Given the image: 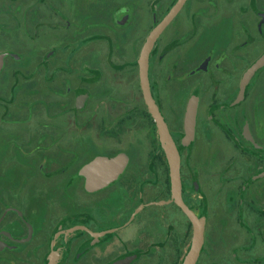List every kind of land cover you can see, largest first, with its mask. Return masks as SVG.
I'll use <instances>...</instances> for the list:
<instances>
[{
    "label": "flooded vegetation",
    "instance_id": "af4514ba",
    "mask_svg": "<svg viewBox=\"0 0 264 264\" xmlns=\"http://www.w3.org/2000/svg\"><path fill=\"white\" fill-rule=\"evenodd\" d=\"M177 1H154L150 31ZM120 2L123 8L112 15L117 30L109 27V19L84 18L73 34L83 35L82 41L72 52L45 50L40 65L31 56L26 68L12 69L15 79L26 73L20 77L26 82L17 79L7 91L1 84L8 56L4 52L0 137L11 142L9 154L17 163L0 169V264H51V256L56 257L55 264H183L191 248L192 223L171 194L161 195L162 181L167 186L170 172L160 140L149 150V162L138 166L118 142L115 134L120 131L109 130V118H102L110 115L114 99L122 104L113 94L115 77L138 69L140 83L138 47L150 33L146 30V36L139 34L132 41L124 32L119 37V31L133 23V4ZM98 13L104 17L105 11ZM106 32L117 33L115 43L107 41ZM97 36L103 37L105 51L93 46ZM129 42L130 50H122ZM263 58L264 0H187L150 54L152 94L181 155L183 201L205 223L196 264H264V144L257 141L250 123H240L242 107L264 91V65L258 68ZM21 91L27 97L20 98L14 110ZM193 96L198 98L195 136L185 144L184 117ZM142 101L143 109L132 115L153 123ZM18 116L20 122L12 121ZM125 119L121 117L117 127H125ZM171 121L176 123L173 128ZM247 125L258 147L245 137ZM87 126L89 130L84 129ZM19 127L26 130L17 134ZM154 127L157 131L155 122ZM178 134H183L181 142ZM245 143L259 156L248 152ZM183 146L194 158L217 152L223 159L218 181L224 184L237 183L245 174L238 195L189 198L188 185L198 191L204 173L190 158L185 162ZM121 154L128 158L123 172L105 187L87 190L82 168L97 157ZM247 160L255 161L259 169L253 171ZM52 182L57 188L53 194L35 198V187ZM27 187L32 198H22L21 191L17 198L18 189ZM217 215L218 244L210 242L212 250L207 252L209 217Z\"/></svg>",
    "mask_w": 264,
    "mask_h": 264
},
{
    "label": "rangeland",
    "instance_id": "374dc122",
    "mask_svg": "<svg viewBox=\"0 0 264 264\" xmlns=\"http://www.w3.org/2000/svg\"><path fill=\"white\" fill-rule=\"evenodd\" d=\"M120 1H130L133 4L131 12L133 23L124 30H120L119 37L123 38L124 34L122 33L124 32L129 35L128 39L132 41L137 39V35H144L146 30V33H148L155 23L153 22L152 17H150V7L154 4L155 0H146V7L143 0H0V53H8L5 67L1 73L2 89L5 88L6 91L9 90L10 85L16 83L17 79L20 81V84L26 82L24 79L20 80V77L23 75L27 77L26 73L20 74L18 78L16 77L17 79H15L12 75V69L26 68L29 65L28 61L31 56L35 57L40 65L42 54L45 50L55 49L58 50V52L66 53L71 50L72 52L79 39L81 40L83 37V35H81L76 38L73 37V34L79 32V28L82 25H80V22L83 21L84 18L87 19V21L92 20L91 22L101 21V19H109V27L117 30L114 25L115 23L112 20V15L117 8H123L122 4L124 3H121ZM111 2L115 4H112ZM103 10L105 11L104 17L98 13ZM54 23L59 27L56 26L54 28ZM100 27L102 28L103 25H100ZM98 33L100 34L101 31L98 30ZM105 34L109 37L107 39L109 43H115L117 33H112V35H110L106 32ZM101 38L103 37L97 36V43H93V46L98 52L105 51L106 49V44H104ZM129 44L130 42L124 44L121 49L126 51L130 50L128 49ZM142 45L143 41L139 43L138 52H140ZM135 60H137V58H133L131 62L134 61L135 63ZM18 72L21 71L19 70ZM136 72H138V69ZM135 73L128 74L123 72L121 75L119 74L117 76L118 78L115 77L113 80V94L122 99V104L117 103L119 100L114 99L115 102L112 103L111 108L113 109H111L110 115L104 113L105 116H102V118H109V122L107 123V128L109 130L120 131V133H116L115 136L119 137L118 142L123 149H126L131 153L133 159L131 163H137L136 165L138 166H145L150 159L148 155L149 150L158 147L159 139L154 124L148 117L141 118L140 116L135 117V115H132L133 112H136L137 114L138 111L143 109V97L140 83L138 81V73ZM22 92L23 91L19 93V97L16 99L15 105L13 106L14 110L17 108V105L20 104V98L24 100L27 97L26 94L21 95ZM252 100L253 102H249L248 106L242 107L243 112L240 123L242 126L247 122L250 123L257 141L264 144V91L261 95H258L255 98L252 97ZM121 117L126 118L125 121L128 120V124L123 128H119L116 125V122L120 120ZM12 121L20 122L21 117L18 116L16 119L13 118ZM102 124L105 128L106 123L103 122ZM83 125H85V123ZM171 125L173 128L176 123L171 121ZM86 128L88 129L89 127H84V129ZM21 129L22 128L20 127L18 130L15 129L17 134L26 130V128ZM28 130H30V128H28ZM177 139L181 142L183 134H178ZM10 143L11 142L6 139V136L0 137V169L3 171L5 169L8 170L9 165H16L17 163V161L12 160L10 157ZM245 145L248 152L259 156L260 153L255 152L251 145H248L247 143H245ZM181 148L186 157L185 162L188 164L190 158L193 167H195L198 172L204 173V177L201 178L198 183V191L197 189H190V186L188 185L187 193L189 198H195L196 200L203 196H207L208 198H219L223 194L238 195L241 180L247 178L245 174L240 175L237 183L224 184L223 182L218 181L219 162L223 159H220V155H218L217 152L215 154H207L206 156L199 154L194 158V154L188 153L190 152L188 148L185 146ZM247 162L251 164L253 171L259 169V165L255 161L247 160ZM147 177L151 179L154 178L152 175ZM163 183L164 182L162 181L161 195L167 197L169 196L167 193V186ZM235 183L236 185H234ZM145 188L154 189L153 187ZM55 189L57 188H54V183L52 182L44 187H35L33 193H35V198H41L42 195L46 196L47 194H53ZM26 190L30 191L28 187L27 189L19 188L17 198H21L20 191L23 193L22 198H32V196L30 197L26 194ZM40 193H42L41 196H39ZM218 220L219 215H217L216 218H213L212 216L209 217V229L206 241L207 252H211L212 249L208 250V248L211 247L212 242L218 244V235L216 233ZM133 231L134 229L131 228L130 232ZM215 238H217V240Z\"/></svg>",
    "mask_w": 264,
    "mask_h": 264
},
{
    "label": "water",
    "instance_id": "95a60500",
    "mask_svg": "<svg viewBox=\"0 0 264 264\" xmlns=\"http://www.w3.org/2000/svg\"><path fill=\"white\" fill-rule=\"evenodd\" d=\"M187 0H178L177 3L168 11L165 17L150 31L145 43L141 49L138 66L139 78L142 89L144 102L147 106L149 114L152 116L161 146L166 155V159L170 172V194L171 198L180 207L183 213L192 223L193 235L192 245L187 253L183 264H196L200 257L204 243L205 223L200 219L183 201L182 197V177H181V155L176 142L169 131L168 125L153 97L151 83L149 79V60L156 40L162 34L164 29L172 22L176 15L180 12ZM5 53H0V70L4 66ZM264 65V58L260 60L258 68ZM257 68V69H258ZM198 107V98L193 96L190 98L184 117V143L189 144L195 136L196 114ZM245 137L255 143L248 125L244 131ZM128 164V158L121 154L113 158L97 157L82 168V174L87 178V190L94 191L105 187L115 180ZM163 203V202H162ZM73 229L70 230V232ZM58 234L55 235V238ZM56 257L51 256V260L55 264Z\"/></svg>",
    "mask_w": 264,
    "mask_h": 264
},
{
    "label": "trees",
    "instance_id": "16d2710c",
    "mask_svg": "<svg viewBox=\"0 0 264 264\" xmlns=\"http://www.w3.org/2000/svg\"><path fill=\"white\" fill-rule=\"evenodd\" d=\"M146 114H147V116L150 117V115L148 113H146ZM153 124H154V122H153ZM161 149H162V147H161ZM162 154H163V158L165 159V154H164L163 150H162ZM167 170H168V167H167ZM167 193L170 196V178L169 177H168V180H167Z\"/></svg>",
    "mask_w": 264,
    "mask_h": 264
}]
</instances>
